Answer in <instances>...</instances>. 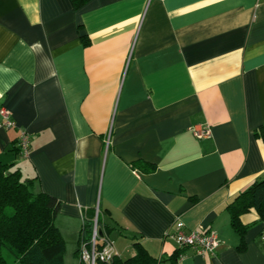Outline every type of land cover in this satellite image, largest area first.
Segmentation results:
<instances>
[{"label":"crops","instance_id":"1","mask_svg":"<svg viewBox=\"0 0 264 264\" xmlns=\"http://www.w3.org/2000/svg\"><path fill=\"white\" fill-rule=\"evenodd\" d=\"M1 107L0 163L59 200L70 252L99 205L121 261L264 264V221L228 209L264 179V0H0ZM179 222L216 252L179 248Z\"/></svg>","mask_w":264,"mask_h":264},{"label":"trees","instance_id":"2","mask_svg":"<svg viewBox=\"0 0 264 264\" xmlns=\"http://www.w3.org/2000/svg\"><path fill=\"white\" fill-rule=\"evenodd\" d=\"M70 1L75 9H79L90 0ZM256 136L264 141V125ZM16 151L19 156L17 145ZM131 167L143 173H152L156 168L142 160L134 162ZM59 206V200L53 196L34 193L31 181L22 180L18 170H11V166L0 163V264H10V261L11 264H65V241L54 221ZM228 209L232 226L238 231L241 229L239 215L250 209L255 210L264 221V179L251 184ZM93 217L94 212L84 220L79 246L90 241ZM101 223L99 217V240L106 237L105 227ZM101 245L98 242L97 246ZM76 254L80 258L79 248ZM146 261L145 255L125 261L117 256L111 262L98 261L96 264H142Z\"/></svg>","mask_w":264,"mask_h":264},{"label":"built area","instance_id":"3","mask_svg":"<svg viewBox=\"0 0 264 264\" xmlns=\"http://www.w3.org/2000/svg\"><path fill=\"white\" fill-rule=\"evenodd\" d=\"M14 122L11 120V113L5 107L0 108V128L9 129L14 127ZM194 135L196 138H207L210 136V128L203 127L195 130ZM17 147L19 148V156L26 158L30 153V138L25 131H21L17 138ZM100 217V208L97 205L94 210L92 231L90 241L83 242L79 246V260L84 264H96L100 262H111L118 256L113 243L107 237L99 240L98 220ZM261 239L264 241V228L261 231ZM171 237L174 239L179 248H191L197 255L203 256L205 254L213 255L216 252L220 242L217 237L212 233H201L194 231H186L183 223H177ZM98 242H101V247H98ZM182 256L180 255L179 258Z\"/></svg>","mask_w":264,"mask_h":264},{"label":"rangeland","instance_id":"4","mask_svg":"<svg viewBox=\"0 0 264 264\" xmlns=\"http://www.w3.org/2000/svg\"><path fill=\"white\" fill-rule=\"evenodd\" d=\"M75 246H76V245H75ZM78 248H79V245L76 246V248H74V250H71V252H70V249H73V248L70 247V245H66V248H65V251H64V254H63V260H64V263H65V264H71L72 262H70V260L73 261V264H79V263H80L79 258H75V257H74V255H75V251H77ZM68 254L71 255V257H69V259L67 258V255H68ZM72 255H73V256H72ZM77 260H78V261H77ZM76 261H77V263H76ZM10 264H11V261H10Z\"/></svg>","mask_w":264,"mask_h":264},{"label":"water","instance_id":"5","mask_svg":"<svg viewBox=\"0 0 264 264\" xmlns=\"http://www.w3.org/2000/svg\"><path fill=\"white\" fill-rule=\"evenodd\" d=\"M100 234H101V232H100Z\"/></svg>","mask_w":264,"mask_h":264}]
</instances>
